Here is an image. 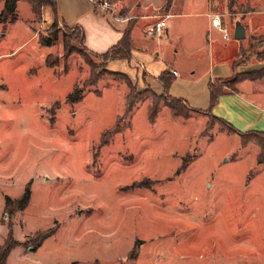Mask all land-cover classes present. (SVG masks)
Instances as JSON below:
<instances>
[{
	"label": "rangeland",
	"instance_id": "1",
	"mask_svg": "<svg viewBox=\"0 0 264 264\" xmlns=\"http://www.w3.org/2000/svg\"><path fill=\"white\" fill-rule=\"evenodd\" d=\"M194 1L187 9L206 7ZM211 1L234 30L261 0ZM31 9L20 1L16 22L0 23V199L2 191L17 199L31 191L25 209L0 208L3 223L18 225L14 236L28 234L27 251L9 264H264V138L244 143L191 107L210 105L200 80L211 63L205 41L180 52L182 77L169 90L189 106L162 94L158 48L134 50L148 66L145 77L133 61L104 63L77 30L59 20L54 26L49 7L40 15ZM53 32L58 37L44 46L41 36ZM243 44L239 62L253 63L242 71L264 68V35ZM214 45L231 55L222 41ZM104 68L126 74L136 93ZM93 71L101 72L95 83ZM257 89L246 95L264 104V85ZM79 90L81 101L72 102ZM49 229L55 233L28 250Z\"/></svg>",
	"mask_w": 264,
	"mask_h": 264
},
{
	"label": "crops",
	"instance_id": "2",
	"mask_svg": "<svg viewBox=\"0 0 264 264\" xmlns=\"http://www.w3.org/2000/svg\"><path fill=\"white\" fill-rule=\"evenodd\" d=\"M20 1H24L28 4L26 0ZM95 1L97 0H56L57 13L54 12L53 7L51 6L44 7L41 13H43L44 9H48L49 7L51 9V17L55 19V21L59 20L62 24L64 23L67 26L80 28L85 36L84 42L86 48L97 54L106 53L112 46L118 44L124 36V30L127 27H130L133 46L131 62L133 61L137 65H140L141 68L143 67V73L145 76L147 74L146 70L148 66L144 62H139L137 60V53L134 50L145 45H152L154 48H158L155 49L154 61L160 59L159 62H162L164 65L160 74L168 71L170 77H173L172 84L178 77H182V71L178 69V67L180 68V62L178 61L180 52L183 51V49L188 48V46L196 44L197 47L198 43L201 44L205 41L206 48L209 49V62L211 63L209 69L204 74V77L200 80L204 81V86L206 85L207 91L210 92V101V85H214L216 88L218 87L219 91L221 90L217 104L212 109L213 116L225 120L241 132L247 130L246 132L256 131L264 133V130L249 129L254 126H264V104H258L251 99L250 95H246V92L261 91L257 88L262 89V86L264 85V76H262V78L247 79L233 83V88L225 83L230 81L235 73H247L248 71L262 72L264 70V68H261L260 70L242 71L247 64L253 62L248 60L244 63L239 62L240 55L242 56L244 51H246L243 42L248 41L252 34L264 35V29L258 28L260 24H263L264 22V19L260 22V19L263 18L261 15H264V0H261L260 2L258 1L259 3L255 0L252 5L254 6L257 3L259 7H250V9L245 11L242 15L243 20L241 19L240 22L246 29V38L243 40H237L234 38L235 27L233 28L234 30H230L229 22L225 23L226 20L224 21L225 24H223L222 14H220L221 8L217 5L214 6L211 3L213 1L211 0H204L206 7H199L197 8L198 10L187 9L191 4L193 6L199 4V2L194 0V3L192 0H111L115 3V16L121 21L106 15L98 7ZM160 9L168 14L169 18L166 19L164 34L162 37L158 38L149 35L147 30L154 24V22L161 19L157 16V11ZM31 10L33 11V9ZM219 15L222 25L228 29L230 33L229 39H225L223 32L212 25V19ZM232 38L240 41V44L231 42ZM217 40L222 41L230 48L232 47L231 55H226L225 57H222L221 54L219 55L218 50L214 45ZM137 41H141L140 44H137ZM170 52L173 53L171 56L169 55ZM168 55L169 58L167 57ZM262 60H264V57L259 61ZM174 71H176V73H174ZM159 75L157 77L162 85ZM218 83L220 85H217ZM250 84H254V87ZM227 95L233 97L231 99H224ZM170 96L190 106L188 99L186 100L174 96L173 94H170ZM233 99H235V101ZM228 100H233L237 107H230ZM191 107L202 113H206V110L210 108L209 106L208 108L199 110L195 106ZM249 109L257 114L262 113V115L255 118L247 117ZM7 197L17 199L19 196L14 197L2 191L0 199L1 213L6 210L5 202ZM16 226L18 225H12L11 222L8 223V225L3 223L0 216V247L8 241L11 233L14 240L22 244L24 243V239L28 234L24 233V235L20 237L16 235L14 236L13 230ZM34 232L36 231H31L29 234ZM29 249L35 250L32 247H28V250ZM20 250L24 251L21 252ZM26 251L27 249L23 245L13 247L5 264L10 263L13 254H17L16 258L20 259Z\"/></svg>",
	"mask_w": 264,
	"mask_h": 264
},
{
	"label": "trees",
	"instance_id": "3",
	"mask_svg": "<svg viewBox=\"0 0 264 264\" xmlns=\"http://www.w3.org/2000/svg\"><path fill=\"white\" fill-rule=\"evenodd\" d=\"M18 1H20V0H4V4H3L4 7L2 9V12L0 13V23H2V22H16V11H17V7H18V5H17ZM26 1L31 5V7H32V9L36 15H40L42 12V9L44 7H47V6L53 7L54 12L57 13L56 0H26ZM54 26H58L57 21H55ZM72 28L77 30L81 34V39L84 42L85 36L83 34V31L77 27H72ZM57 29L58 28H56V30ZM130 30H131L130 27H127L124 30L123 38L119 41L118 44L112 46L110 48V50L107 51L106 53L99 54L100 57L103 59L104 63H107L112 59H122V60H127L128 62L131 61L133 46H132V39H131ZM53 35H54L53 37L48 36L46 38L41 36L40 42L42 44H45L44 46H49L58 37V34H56V32H53ZM65 49H67L69 52L72 51V49H70L69 43H65ZM102 71H104L105 73H108V74L111 73V74H114L116 76L124 78L130 84V89H131L130 93L131 94L136 93L132 87L131 79L126 74L124 75L121 72H117V71H108L107 68H104ZM100 73L101 72L98 71V72H96V74H94V71H93V74H92V82L93 83H95L99 80L98 78L100 76ZM262 76H264L263 71L262 72L248 71L247 73H235L234 76L232 77V79L228 82H225V83H227L228 85H232L233 83H237V82L247 80V79L262 78ZM159 79L162 82L163 89H164V91H163L164 93H162V94L165 95L166 98L167 97L171 98V100L173 99L177 103H180V100H177L176 98L171 97L169 94L170 93L169 89H170L171 84L173 82V77L172 76L170 77L168 71L161 73L159 75ZM209 88L211 90V101H210V105H209L210 108L208 110H206V113L210 114V116H212L216 121H220L223 124H225L228 127L229 133H231V134L235 133V134L240 135V137H241L242 141H244V143H245V139L249 136H253L255 138H259V137L264 138L263 132H256V131L241 132V131L237 130L234 126H232L231 124L226 122L225 120L214 117L212 114V109L217 104L218 97H219L221 90L219 91L218 87L216 88L214 85H210ZM80 91L81 90L76 91V92H72L70 94L69 98L72 102H80L81 101L83 96H82ZM143 91L144 90H141V92H143ZM141 92H138V93L141 94ZM132 106L133 105H130L128 108L132 109ZM172 109H174V108L172 107ZM261 147L264 150V144ZM258 163L263 164L264 159H259ZM30 197H31V191L28 188L23 193L22 197L17 199V200H12L10 197H7L6 202H5L6 203V210L8 208H11V206H14L16 208L15 209L13 207V209H11V213H13V211H18V210L20 211V210L25 209L30 203L29 202ZM54 233L55 232L52 229L47 230L46 233L39 239V242H37L35 246H32V248L35 250L38 249V247L47 238L52 236ZM17 245H23L24 246V243L22 244L16 240H14L12 233H11L8 241L3 246L0 247V264H5L8 256H9V253L11 252L13 247H15Z\"/></svg>",
	"mask_w": 264,
	"mask_h": 264
},
{
	"label": "built area",
	"instance_id": "4",
	"mask_svg": "<svg viewBox=\"0 0 264 264\" xmlns=\"http://www.w3.org/2000/svg\"><path fill=\"white\" fill-rule=\"evenodd\" d=\"M95 3H97L98 7L108 16H110L111 18H115L119 21H121L119 18H117L115 16L114 10H115V3L112 2L111 0H97L95 1ZM158 17H160L161 19H159L158 21L154 22V24L152 26H150L147 30V32L149 33V35L153 36V37H162V35L164 34V28L166 26V19L169 18V15L164 13V11L162 9L158 10ZM212 25L214 27H216L217 29H220L223 32V36L225 39H229L230 38V33L228 31V29H226L223 25H222V21L220 16H215V18L212 19ZM174 73H176V71H174Z\"/></svg>",
	"mask_w": 264,
	"mask_h": 264
},
{
	"label": "water",
	"instance_id": "5",
	"mask_svg": "<svg viewBox=\"0 0 264 264\" xmlns=\"http://www.w3.org/2000/svg\"><path fill=\"white\" fill-rule=\"evenodd\" d=\"M235 32L234 38L237 40H243L246 38V29L244 28L243 24L238 21L235 25Z\"/></svg>",
	"mask_w": 264,
	"mask_h": 264
}]
</instances>
